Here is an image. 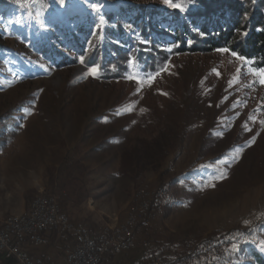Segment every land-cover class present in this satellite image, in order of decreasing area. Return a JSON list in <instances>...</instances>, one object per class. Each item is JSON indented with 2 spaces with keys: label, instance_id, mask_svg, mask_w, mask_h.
Returning <instances> with one entry per match:
<instances>
[{
  "label": "rangeland",
  "instance_id": "374dc122",
  "mask_svg": "<svg viewBox=\"0 0 264 264\" xmlns=\"http://www.w3.org/2000/svg\"><path fill=\"white\" fill-rule=\"evenodd\" d=\"M8 1L0 7V117L10 119L0 137V222L28 211L43 192L55 194L70 220L93 233L114 231L141 198L159 206L160 213H149V223L137 220V248L107 257V264L179 257L188 244L264 224V84L248 62L218 49L177 53L166 71L150 74L160 72L150 86L147 76L137 73L122 79L85 75L90 66L80 56L74 64L53 65L23 40V31L51 30L45 13L54 17L66 8L96 14L111 3L158 1ZM171 97L182 104L173 110L181 133L176 146L138 181L120 174L125 147L145 135V113L155 111L168 123ZM75 147L89 170L77 180L51 183L48 168H58ZM176 179L169 190L162 188ZM259 235L262 247L264 234ZM47 236L43 248L55 244L65 260L71 242L54 230ZM144 241L151 248L145 249ZM161 242L167 247L163 253ZM238 247L235 242L232 250ZM0 264L16 262L0 253Z\"/></svg>",
  "mask_w": 264,
  "mask_h": 264
},
{
  "label": "trees",
  "instance_id": "16d2710c",
  "mask_svg": "<svg viewBox=\"0 0 264 264\" xmlns=\"http://www.w3.org/2000/svg\"><path fill=\"white\" fill-rule=\"evenodd\" d=\"M154 1L158 3H111L96 14L69 8L60 15L53 13L54 17L51 12L45 13L46 23L52 29L37 31L32 27L31 35L23 31V40L53 65L74 64L76 56L83 57L87 66L98 64L101 79H122L132 73L148 76L164 68L173 54L222 48L247 58L253 69L264 68V0H172L183 10L169 7L165 0ZM8 4V0H0V7ZM133 58L135 64H130ZM170 101L171 110L164 115L168 123L157 112L147 110L143 122L145 135L125 147L120 174L138 181L149 165L157 169L176 146L181 133L174 127L177 123L174 111L182 104L175 97ZM9 124L10 119L0 117V137ZM83 161L79 148L75 147L58 168H48L50 182L82 177L89 170ZM177 182L178 179L164 183L162 188L169 190ZM170 196L167 194L165 198ZM89 230L93 235L99 234ZM260 231L264 234V224L230 231L223 237L230 241V247L219 264H264ZM235 242L239 247L233 251ZM158 246L162 253L167 250L163 242ZM110 253L108 257L115 256Z\"/></svg>",
  "mask_w": 264,
  "mask_h": 264
},
{
  "label": "built area",
  "instance_id": "2783aa9c",
  "mask_svg": "<svg viewBox=\"0 0 264 264\" xmlns=\"http://www.w3.org/2000/svg\"><path fill=\"white\" fill-rule=\"evenodd\" d=\"M52 193L43 192L42 197L32 201V213L14 223L0 225V253L16 264H49L41 256H34L29 245L46 247L49 245L47 234L56 231L62 241H70L62 264H107L108 249H115V256L137 248L136 231L123 226L114 227V232L91 234L81 224L70 220V214L63 209L60 202H51ZM153 204H137L139 222L149 223V209ZM138 207H146V214H138ZM72 239V240H71ZM204 244V253L196 254V245ZM142 246L149 249L150 241ZM230 242L226 238L213 239V246H206V241L187 245L184 255L166 259L156 255L147 264H218L221 251H228ZM211 248H218V255H211Z\"/></svg>",
  "mask_w": 264,
  "mask_h": 264
},
{
  "label": "bare ground",
  "instance_id": "6f19581e",
  "mask_svg": "<svg viewBox=\"0 0 264 264\" xmlns=\"http://www.w3.org/2000/svg\"><path fill=\"white\" fill-rule=\"evenodd\" d=\"M147 194V193H146ZM166 194V190L163 191V195ZM43 193L38 195L37 197H42ZM152 195V193H151ZM161 195V194H160ZM162 196V195H161ZM147 197V196H146ZM150 198V197H149ZM51 202H59L58 198L56 196L51 195ZM149 202V201H148ZM145 199H139V204H149ZM151 203V202H150ZM161 209L159 206H151L149 209V213L151 215H156L160 213ZM32 213V204L28 211L24 212L21 215L9 217L5 221L0 222V225H4V223H14L16 221H19L21 218H25L28 216V214ZM133 214H137V205L131 208V211L128 213L127 218L125 219V222L121 223L120 226H123L126 223V227L130 229H134L136 222L138 218H131ZM138 214H146V207H138ZM149 214V217H150ZM114 232V231H112ZM227 242V241H226ZM206 246H213V241H207ZM110 252H113L115 254V249H108V254ZM223 251L220 252V254ZM204 253V244H199L196 246V254H203ZM219 254V255H220ZM211 255H218V248H211ZM218 255V257H219ZM221 258V257H220ZM219 262V261H218ZM206 264H213V263H206Z\"/></svg>",
  "mask_w": 264,
  "mask_h": 264
},
{
  "label": "snow or ice",
  "instance_id": "6c2138e0",
  "mask_svg": "<svg viewBox=\"0 0 264 264\" xmlns=\"http://www.w3.org/2000/svg\"><path fill=\"white\" fill-rule=\"evenodd\" d=\"M165 2L168 4L169 7L172 8H180L181 10H183L182 6L178 3H173L172 0H165ZM60 3L63 4V0H60ZM93 8L96 9L97 12H99V8L96 7V5H93ZM169 51H171V49H169ZM217 51L221 52V53H230L233 57H236L238 59H240L241 61L247 62V58L242 57V56H238V54L235 51H231L228 48H222V49H218ZM80 62L83 64L84 63V58L81 57L80 58ZM130 64H135V59L133 58L132 60L129 61ZM99 68L100 66L97 65H92L89 67L88 73H86L85 75H92V76H98V72H99ZM167 68H162L160 71H166ZM254 74L256 76H258L260 78V83L264 84V68L261 69H255L253 70ZM216 74L219 76L220 73L217 71ZM160 72H157L154 76L153 75H149L147 76L145 79L148 81L149 86L150 84L155 80L156 76H159ZM129 79H135V77H128ZM139 83L143 84L144 80H139ZM261 123H264V121H261ZM250 130V129H249ZM254 142V139H253ZM214 187V184L212 185ZM262 247H264V245H262Z\"/></svg>",
  "mask_w": 264,
  "mask_h": 264
},
{
  "label": "crops",
  "instance_id": "0c3cea01",
  "mask_svg": "<svg viewBox=\"0 0 264 264\" xmlns=\"http://www.w3.org/2000/svg\"><path fill=\"white\" fill-rule=\"evenodd\" d=\"M27 249L30 253L45 258L49 264H62L64 262V255L59 252L60 249L55 244L47 248L29 245Z\"/></svg>",
  "mask_w": 264,
  "mask_h": 264
}]
</instances>
